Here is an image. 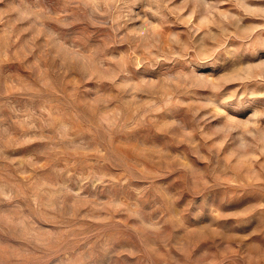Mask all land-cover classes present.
I'll use <instances>...</instances> for the list:
<instances>
[{"label":"rangeland","instance_id":"obj_1","mask_svg":"<svg viewBox=\"0 0 264 264\" xmlns=\"http://www.w3.org/2000/svg\"><path fill=\"white\" fill-rule=\"evenodd\" d=\"M0 264H264V0H0Z\"/></svg>","mask_w":264,"mask_h":264}]
</instances>
